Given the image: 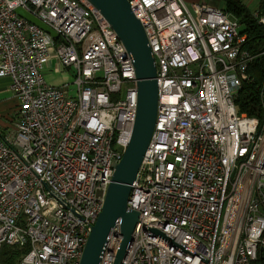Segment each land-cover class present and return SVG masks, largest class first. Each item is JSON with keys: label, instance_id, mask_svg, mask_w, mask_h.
Wrapping results in <instances>:
<instances>
[{"label": "built area", "instance_id": "1", "mask_svg": "<svg viewBox=\"0 0 264 264\" xmlns=\"http://www.w3.org/2000/svg\"><path fill=\"white\" fill-rule=\"evenodd\" d=\"M128 3L153 54L158 100L121 264H253L264 250V77L262 118L240 114L235 96L254 57L246 35L208 3ZM258 4L251 14L264 27ZM52 58L73 77L71 93L45 80ZM0 76L18 100L14 131L0 140V251L24 249L19 264H79L131 136V59L86 0H0ZM120 239L116 226L98 264H113Z\"/></svg>", "mask_w": 264, "mask_h": 264}, {"label": "water", "instance_id": "2", "mask_svg": "<svg viewBox=\"0 0 264 264\" xmlns=\"http://www.w3.org/2000/svg\"><path fill=\"white\" fill-rule=\"evenodd\" d=\"M106 19L123 43L134 67L136 78V109L129 142L121 160L113 165V175L107 187L99 213L79 264H98L108 238L119 227L121 237L113 264H121L132 242V234L138 222V213L127 209L131 185L135 181L142 158L149 144L157 111V84L154 58L143 26L133 14L128 0H86ZM21 17L33 22L51 36L52 32L41 20L22 10L15 9ZM72 75L76 70L72 67ZM162 238L166 237L154 231ZM170 243L171 240L167 239Z\"/></svg>", "mask_w": 264, "mask_h": 264}, {"label": "trees", "instance_id": "3", "mask_svg": "<svg viewBox=\"0 0 264 264\" xmlns=\"http://www.w3.org/2000/svg\"><path fill=\"white\" fill-rule=\"evenodd\" d=\"M224 9L234 15L239 22V33L246 35L245 47L254 54L247 72L249 77L243 81L235 96L240 114L262 118L261 89L264 77V27L253 18L250 9L241 0H222ZM24 249L4 246L0 251V264H19ZM253 264H264V250L257 253Z\"/></svg>", "mask_w": 264, "mask_h": 264}, {"label": "crops", "instance_id": "4", "mask_svg": "<svg viewBox=\"0 0 264 264\" xmlns=\"http://www.w3.org/2000/svg\"><path fill=\"white\" fill-rule=\"evenodd\" d=\"M192 1L193 0H189L190 3ZM244 4L246 5V3ZM57 66H58L57 59L52 58L48 61L47 66L43 69L45 80L52 85H62L68 83L71 93V89H72L71 86L72 81L70 82L71 74L69 76L67 73L69 71L63 69L56 71ZM61 75L64 76L62 77ZM57 77L60 79H58ZM49 78L54 79V81H52ZM48 80H50L51 82H49ZM9 83L10 81L8 77L0 76V140H3L5 137L13 133L14 126L18 118L17 116L18 100L10 90Z\"/></svg>", "mask_w": 264, "mask_h": 264}, {"label": "rangeland", "instance_id": "5", "mask_svg": "<svg viewBox=\"0 0 264 264\" xmlns=\"http://www.w3.org/2000/svg\"><path fill=\"white\" fill-rule=\"evenodd\" d=\"M186 1H187V3H190L189 0H186ZM241 1L243 3H246V6L250 9V11H252L253 9H255L259 5L258 2L260 0L259 1L258 0H241ZM192 2L208 3L209 5L214 6L215 8L224 9V3L222 0H193ZM67 73L70 76V73L69 72H67ZM61 76L63 77L64 75H61ZM49 79L54 81V79H52V78H49ZM58 79H60V78H58ZM72 79H73V77L70 76V82L73 81ZM48 81L51 82L50 80H48ZM71 86H73V85L71 84Z\"/></svg>", "mask_w": 264, "mask_h": 264}]
</instances>
